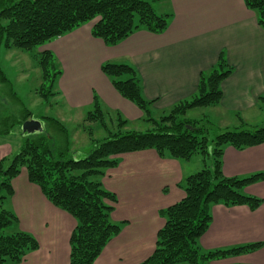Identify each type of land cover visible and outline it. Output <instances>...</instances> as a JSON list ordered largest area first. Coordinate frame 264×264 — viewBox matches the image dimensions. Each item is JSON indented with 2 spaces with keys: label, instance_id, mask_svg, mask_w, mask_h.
<instances>
[{
  "label": "trees",
  "instance_id": "trees-1",
  "mask_svg": "<svg viewBox=\"0 0 264 264\" xmlns=\"http://www.w3.org/2000/svg\"><path fill=\"white\" fill-rule=\"evenodd\" d=\"M244 2L264 29V0ZM172 17L171 13H159L148 0H0V48L32 52L94 20L92 35L108 46H115L141 29L164 33ZM33 56L43 79L37 94L50 103L59 93L57 83L62 66L50 50ZM101 70L119 94L142 111L143 120L152 128L124 130L128 120L119 112L104 109L94 95L92 109L83 120V129L89 134L92 146L83 158L70 156V135L61 120L48 115L34 117L14 92L13 101L22 107L19 114L0 98V136L16 130L23 135L20 148L0 159V264H19L29 252L40 247L33 234L19 228L18 216L7 207L14 194L12 180L23 169L29 181L38 185L54 206L76 220L70 237V264H95L123 224L112 220L118 199L104 187L102 179L109 169L119 165L120 155L147 149L155 150L162 158L180 161L200 154L204 167L180 181L179 186L185 192L180 201L160 210L165 224L157 233L155 250L138 264H212L214 260L261 248L262 242L213 251H204L199 246V239L212 221L213 205H247L255 210L263 202L262 198L243 190L263 181L264 172L228 177L223 172V155L227 146L244 149L264 143V125L254 127L241 119L239 126L221 129L211 136L212 123L208 118L188 116L191 109L221 102V84L233 72L225 52L221 51L210 70L201 73L196 93L173 105L159 118L153 116L155 100L144 96L142 80L134 66L106 61ZM0 80L7 81L1 67ZM259 103L264 106V96L259 97ZM32 118L43 122V132L28 134L21 130L23 122ZM91 124L99 125L107 136L95 138Z\"/></svg>",
  "mask_w": 264,
  "mask_h": 264
},
{
  "label": "crops",
  "instance_id": "crops-1",
  "mask_svg": "<svg viewBox=\"0 0 264 264\" xmlns=\"http://www.w3.org/2000/svg\"><path fill=\"white\" fill-rule=\"evenodd\" d=\"M152 2L159 5L161 13L173 14L162 34L141 29L119 44L108 46L92 35L94 20L41 47L40 52L52 51L62 66L59 93L52 98L60 102L59 108L86 115L97 95L104 109L121 113L129 123L143 120L142 111L122 97L102 72V63L134 66L144 96L155 100L156 110H166L196 93L201 73L216 64L223 50L233 72L223 80V96L214 107L220 108L225 117L233 115L240 124L242 119L250 125L256 117L253 114L262 113L259 97L264 96V29L255 12L244 0ZM12 92L9 96L14 100ZM18 107L22 108L20 104ZM17 149L19 146L14 147L10 140H0V159ZM192 158H162L153 149L120 155L119 165L107 171L102 183L117 195L112 220L123 223L122 229L95 264H138L152 255L157 233L165 224L160 210L185 196L179 183L196 171L197 167H185ZM223 172L228 177L264 172V143L244 149L227 146ZM12 186L14 194L7 202L8 208L18 216L19 228L33 234L40 243L39 249L29 252L19 264H70V237L76 220L54 206L40 187L29 181L26 169L12 180ZM243 191L262 198V204L255 210L247 205H213L212 221L199 240L202 250L264 243V180ZM212 264H264V244L256 251L214 260Z\"/></svg>",
  "mask_w": 264,
  "mask_h": 264
},
{
  "label": "rangeland",
  "instance_id": "rangeland-1",
  "mask_svg": "<svg viewBox=\"0 0 264 264\" xmlns=\"http://www.w3.org/2000/svg\"><path fill=\"white\" fill-rule=\"evenodd\" d=\"M152 1V0H148ZM156 10L161 13L162 9L158 4L154 3ZM40 46L32 52L23 51L20 49L12 48L10 50L1 47L0 48V67L3 70L7 81L0 80V98L5 99L8 103L10 110H13L16 114H19L20 109L9 96L11 91L17 92L21 97L25 105L33 112L35 117L48 115L61 119L64 125L69 131L70 139V156L73 158H83L87 156L91 150V139L89 134L83 129V119L85 112H73L70 113L65 108H59L60 102L54 98L51 99V103H45L37 94V89L42 84V71L37 65L36 59L33 54L40 52L42 49ZM170 109L156 110L153 108V116L159 118L163 114H167ZM220 108L214 106H206L191 109L188 112L190 118H208L212 123L210 130L211 136H214L219 130L232 129L235 126H239V120L235 116L225 117ZM254 112V111H253ZM251 112V114H253ZM250 125L259 127L264 125V106L260 116L255 112V116ZM249 116V115H248ZM112 128V124H109ZM93 128L94 137L102 139L107 136V133L99 125L91 124ZM152 128L151 124L144 120L130 122L124 130H140L145 131ZM56 134V133H54ZM8 139L15 146H20L23 143L22 132L16 130L6 137L0 136V140ZM18 150V149H17ZM186 168L197 167L196 171L201 170L204 167L203 158L200 154L195 155L190 162H187ZM195 171V172H196ZM8 207V204H7ZM202 237V236H201ZM200 240V239H199ZM42 241V245H43ZM31 260V258H30ZM28 260V261H30ZM177 264H185L180 262Z\"/></svg>",
  "mask_w": 264,
  "mask_h": 264
},
{
  "label": "water",
  "instance_id": "water-1",
  "mask_svg": "<svg viewBox=\"0 0 264 264\" xmlns=\"http://www.w3.org/2000/svg\"><path fill=\"white\" fill-rule=\"evenodd\" d=\"M21 130L24 133L33 134L44 131V124L40 119L32 118L23 122Z\"/></svg>",
  "mask_w": 264,
  "mask_h": 264
},
{
  "label": "bare ground",
  "instance_id": "bare-ground-1",
  "mask_svg": "<svg viewBox=\"0 0 264 264\" xmlns=\"http://www.w3.org/2000/svg\"><path fill=\"white\" fill-rule=\"evenodd\" d=\"M22 103V102H21Z\"/></svg>",
  "mask_w": 264,
  "mask_h": 264
}]
</instances>
